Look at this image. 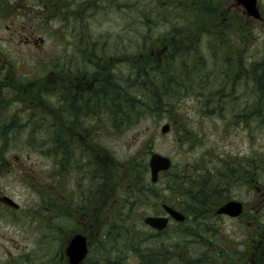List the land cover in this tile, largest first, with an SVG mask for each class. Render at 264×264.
I'll return each instance as SVG.
<instances>
[{
  "label": "rangeland",
  "instance_id": "obj_1",
  "mask_svg": "<svg viewBox=\"0 0 264 264\" xmlns=\"http://www.w3.org/2000/svg\"><path fill=\"white\" fill-rule=\"evenodd\" d=\"M51 1L53 2V0ZM71 1L72 5L68 9L73 10L79 5H82L83 9H81L80 15L76 16L77 13H75L72 23L69 21L64 23L60 17L51 16L48 8L40 10V3L37 0H1L0 7L5 8V11L0 10V55L6 56L14 64L21 63L22 59L27 61L32 77H37L40 75L41 67H44L45 59L48 56H54L62 42H67L66 39H72V35H77L79 45L81 43L79 52L87 51L89 42H94L98 47V55L103 51H109L107 56L99 59V68H103L97 72V77L100 78L105 74L112 75L115 71L122 76L127 75L137 54V62H140L139 54L151 53L153 55L154 52L161 54L165 45L168 47L169 43L172 44V39L176 37L177 40L185 37L187 45H192L194 48L192 54H184V56L188 55L183 56L187 62L199 59L207 62L208 68L213 61H219L218 58L223 55L222 49L225 46L229 47L227 43L218 45L213 31L210 30L217 26L216 18L215 20L200 18L190 22L183 15H179L185 11V7L172 2L173 0ZM177 1L182 3L183 0ZM65 3L66 0L64 6L67 5ZM259 7L264 15V0H260ZM220 9L221 17L229 18L225 21L227 24L224 25L233 26L234 32L236 28H241L243 21L250 22V25L253 26V29H250L252 33L250 38L254 40L253 52L258 55L260 48L264 47V42L261 39L264 37V20L255 21L253 18L246 20L245 10L237 0H221ZM50 10L54 15L61 14L56 5L50 7ZM40 11L42 14L39 16ZM63 12L66 14L68 10ZM144 16L148 19H145ZM133 18L136 23L134 25L127 24V20ZM144 21H150L151 27L145 25ZM214 21L215 23H209ZM174 23H185L183 26L186 31L183 34L173 32L172 26L179 27L173 25ZM71 26H73L72 34H70ZM220 29L222 28L217 27L215 30ZM67 34L70 35L69 38H66ZM239 34L242 37V34ZM229 37L232 43H238L236 41L238 35ZM120 45H122L121 50L125 51L116 54L115 48H120ZM132 45L136 47L133 48ZM126 51H131V58L126 56ZM168 53L172 55L171 49ZM243 53L245 56L252 55L248 46L243 50ZM216 57H218L217 60H215ZM167 59L168 55L166 54L163 58L158 57L159 62L166 60L163 63H166ZM175 60L177 61L176 67H179L183 59L175 57ZM52 62L56 64V57ZM241 89L243 94H246L243 99H253L252 90L249 91V88L247 86L245 88L243 84L239 85V90ZM50 97L47 95L44 100L50 102ZM196 98L195 95H186L173 109L179 121H185V117L188 118L187 122L193 134L189 143H186V138L181 134H185L186 131L173 127L167 114L141 118L136 125L121 133L109 129L110 123L105 122L108 125L103 123L107 135H102L100 145L105 147V153L110 157L105 164L102 163L103 161L97 162L95 175L92 176L86 174V165L78 154L80 161L77 162L80 167L77 169L74 167L67 173L63 172L62 178L60 177L62 184L58 199L59 212L53 214V217L58 215L57 219L47 218L48 216L41 217L40 214H37L38 209L36 208L37 205L44 203L41 201L39 183L46 180L47 175L45 174L50 168L49 160L42 156L38 150H35L32 145L15 143L2 132L3 140L0 142V147L3 146V148L0 149H3V153L0 151V160L10 158V162L7 164L10 166V171L6 170L5 173L0 174V200L3 196H9L18 203L19 208L13 209L10 205L6 206L0 202V264H68L65 248L72 235L79 230H84L91 239L85 264H93L94 260L100 259L98 258L100 255L101 259L111 261L112 264H147L150 263L148 255L170 251L173 248L168 246L169 243L183 241L177 236L181 225H179L180 223L176 225L175 221L172 223L171 229L168 226L159 231V235L156 237H151L150 233L144 234L149 229L148 227L137 224L141 222L139 213L138 217L137 214H134L130 220L121 217L123 210L120 209L118 196L122 184L119 180L117 181L119 175H114L115 172L112 171V162L116 159L124 162L133 156L148 161L152 152H159L169 156L173 161V166L169 169L170 172L167 173V170L160 174L161 179L166 181L183 170L195 168L194 164L197 158L202 155L208 164L215 166L218 163V157L223 156L225 151H229V155L234 154L238 157L264 154V125L259 123L255 125L252 118L245 125L242 124L245 123V118L241 120L232 118L235 125L233 123L228 127L223 120L228 121V116L232 115L228 110H233L234 107L226 106L224 116L227 118L221 120L214 115L202 114L200 110L203 100L196 102L193 100ZM179 107L181 112L178 111ZM35 108L39 109V106ZM4 112L6 111L4 110ZM84 120H89L87 124H93L91 118ZM167 123L171 127L164 132L162 127ZM248 125L253 130L250 131L247 128ZM78 129L75 131L80 133L81 131ZM147 142H149V148H146ZM108 165H110V169H105L104 177L103 169ZM0 168H4V165L0 164ZM32 175L35 178H32ZM163 185V182H158L157 185V190L162 193L160 200L172 203L173 200L176 201L172 196H168L167 192L161 190ZM233 192L232 195L235 198L246 203L247 213L239 218L226 215L213 217L211 215L212 219L209 224L217 226V229L214 228L215 231L218 233L220 231L228 245L238 249L240 245L237 246V244L243 241L246 227L252 230L255 226L251 217L253 213H256L257 217L264 221V202L259 200L261 199L260 192L258 193L252 184L243 183ZM205 197L207 198V195ZM60 205L63 207L61 208ZM88 205L92 206L90 211L95 216L94 225L93 220L89 217L86 219L80 210V208L85 210ZM150 210L152 207H147L143 212ZM85 220L88 221L85 224L88 227L83 225ZM167 230L168 232L164 233ZM128 231L131 233L126 235ZM139 232L144 234V240L137 238L138 241L135 242L134 249H126L125 244L127 245V243L124 237H130ZM211 235L217 239V233ZM254 237H249L246 240H253ZM187 238L192 240V237L188 236ZM187 238L186 240H188ZM196 244L197 241L190 245V250L187 251L189 255H194L199 249ZM152 245H155L153 251L150 250ZM159 245L162 248L159 249ZM252 250L250 252L252 258L258 257L259 259L261 255L264 256V244L260 249L252 248ZM253 263H258V260L249 264Z\"/></svg>",
  "mask_w": 264,
  "mask_h": 264
},
{
  "label": "trees",
  "instance_id": "obj_2",
  "mask_svg": "<svg viewBox=\"0 0 264 264\" xmlns=\"http://www.w3.org/2000/svg\"><path fill=\"white\" fill-rule=\"evenodd\" d=\"M56 1L53 0V2ZM172 2L185 7V11L179 15H183L190 22L200 18H213L214 20L216 18L217 26L210 30L213 31L218 45L227 43L229 47L225 46L221 51L223 55L215 58V60L218 58L219 61H213L208 68V63L199 59L187 62L184 57L188 55L184 56V54H192L194 48L192 45H187L185 37L178 40L176 37L172 39L173 42L172 44L169 43L168 47L163 42L165 49L161 50V54L155 52L153 55L151 53L139 54L140 62L136 61L137 54L127 75L122 76L115 71L112 75L105 74V76H101L98 79L97 86L92 91L93 101L86 99L82 104V110L79 111V118L82 114L80 118L82 121L79 123L80 128L83 127L84 130L90 131V142L92 141L93 146L97 147L98 151L102 146L100 145V139L102 135H106V128H104L103 123L106 125L110 123L111 127L109 129L121 133L132 128L141 118L154 115L161 116L162 114L169 116L170 124L173 127L186 131L185 134H181L186 138V143H189L193 138V134L187 122L188 118L185 117V121H179L173 110L177 107L179 100L186 95L197 96L196 99H193L196 102L203 100V106L200 110L202 114L214 115L221 120L227 118V116H224L225 107L229 105L228 108L234 107L233 110L227 109L229 113H232L228 116V121L223 120L228 127L234 123L232 118L240 120L245 118V123H242L244 125L251 118L255 125L258 123L264 125V47L263 49L260 48L258 55L253 52L254 40L250 38L252 34L250 29H253V26L250 25L249 21H243L240 26L243 29L236 28L235 32L238 31V33H235L233 26L224 25L227 24L225 21L229 18L221 17V0H183L182 3L173 0ZM0 4H2L1 0ZM50 15L57 17L53 12ZM79 17L81 18V16ZM144 18L147 17L144 16ZM134 20V18L128 19L127 24L134 25L136 23ZM215 21L209 23L212 24ZM144 24L149 27L152 25L150 21H144ZM183 24L185 23H174L173 25L179 27L174 28L172 26L171 30L177 34H183L186 31ZM217 27L222 29L217 31L215 30ZM239 33L242 34V37ZM236 34L238 35V38H236L238 43H232L229 36H237ZM261 39L264 42V37ZM246 46L249 47L252 55H244L243 50ZM132 47L136 46L132 45ZM121 48L122 45H120V48H115L116 54L125 51ZM87 49V51L84 50L79 54L87 58L88 69L92 66L89 60H92L96 65V73L101 71L99 58L107 56L109 51H103L98 55V47L94 42H89ZM170 49L172 55L168 53ZM189 49L191 50L188 51ZM164 53L168 55L167 62L163 63L166 60L159 62L158 57L163 58ZM130 54L131 51H126V56L130 57ZM55 55L45 59L43 62L44 67L39 70L40 75H37V77L31 75L32 92L35 84L37 91L34 92V98L36 100L39 97V99L36 100V103H32L30 108V125L26 137L27 142L47 158L50 163V168L45 174L47 175L46 180L39 183V190L42 195L41 201L45 205L41 203L36 208L38 209L37 214H40L41 217L48 216L47 218L52 219H57L58 215L53 217V214L59 212L58 199L61 188L58 181L59 173L73 170L77 161H80V158L84 161L87 160L88 155L82 147L80 137L75 136V128H71L70 122L60 123L56 111H50V107L47 105L48 102L42 101L45 96L50 95V93L45 94L44 87L49 90L54 88V86L51 87V84H53L51 82L54 81L56 73L55 64L52 62ZM175 57L183 59L179 67H176ZM187 63L189 64L187 65ZM43 74H45L44 86L41 85V81L44 79ZM242 84L245 88L247 86L249 91L252 90L253 99H243L246 94H243L242 89L239 90V85ZM38 89L40 90L38 91ZM88 95H91V93H86L84 98ZM40 97L42 98L41 101ZM36 104L39 105V109L35 108ZM64 108L71 113V105H65ZM178 111L181 112L180 107ZM101 113L103 114L101 115ZM86 118H91L93 124H87L89 120L83 121ZM107 119H109V122L106 121ZM3 128L5 134L9 135V128ZM247 128L250 131L253 130L250 125ZM23 137V133H21L19 139L24 141ZM14 138L16 137L14 136ZM148 146L149 142H147L146 148H149ZM0 148H3V146ZM0 151L2 153L3 149H0ZM94 151L96 152L95 149ZM101 152L102 158L110 157V155H106L105 150L104 152L101 150ZM229 154V151H225L223 156L218 157V163L215 166L208 164L203 155L199 156L194 164L195 168L183 170L169 180H159V182L164 183L161 190L167 192L168 196H172L176 200H173V202L185 212L186 220L180 222V224L176 223V225H181L177 231V236L182 238L183 241L169 243L168 246L173 248L170 251L159 252L160 254L156 252L152 256L148 255L150 263L147 264H249L255 260H258V263L253 264H264L263 255L259 259L250 256V252L253 251L252 248L258 250L264 244V221L260 220L256 213L251 216L255 226L252 230L246 227L243 241L237 244V246L240 245L238 249L228 245L220 231L219 233L215 231L214 228L217 229V226L209 224L212 219L211 215L213 217L217 216L215 214L216 207L230 199L234 193L233 190L241 187L243 183L252 184L255 189L264 188V154L253 157H238V155ZM6 161L3 158L0 160V164L4 165ZM88 161H92L89 167H93L92 172L95 173L97 157L93 154V157H88ZM112 167V171L115 172L114 175H119L118 180L122 184L118 196L119 200L122 201V208L120 209L123 212L121 217L130 220L131 216L141 214L147 207H155L162 198V193L157 190L158 183H152L150 180L147 160L138 159L135 156L129 157L124 162L116 159V161L113 160ZM2 171L3 168H0V174ZM32 178H35V176L32 175ZM205 195H207V198ZM214 206L215 208H213ZM60 207L63 206L60 205ZM137 224L146 227L142 222ZM169 229H171V226ZM129 233L131 231H128L126 235ZM146 233H150L151 237L159 235V231L152 232L150 229L144 232V234ZM197 233L198 236H196ZM213 233H217V239L211 235ZM144 234L139 232L130 237H124L127 243V245L125 244L126 249H134L138 241L137 238L144 240ZM188 236L192 237V240L188 239ZM252 236H255L253 240H246L249 237L252 238ZM195 241H197L196 245L199 249L196 250L194 255H189L187 251L190 250V245ZM150 248L153 251L155 245ZM160 248H162L161 245H159ZM98 258L100 259L94 260L93 264H112L111 261L101 259V255Z\"/></svg>",
  "mask_w": 264,
  "mask_h": 264
},
{
  "label": "flooded vegetation",
  "instance_id": "obj_3",
  "mask_svg": "<svg viewBox=\"0 0 264 264\" xmlns=\"http://www.w3.org/2000/svg\"><path fill=\"white\" fill-rule=\"evenodd\" d=\"M65 4L72 5V2L66 0ZM80 6L82 5H79V7ZM79 7L73 10L68 9V6L63 8L72 12L79 9ZM66 40L67 42H62L60 48L58 47L56 51V73L54 81L51 82L54 83L55 87L53 89V97L50 95V102H48L47 105L50 107V111H56V116L59 118L60 123L64 121L70 122L71 128L75 127V129H77L79 123L82 121V119L79 118L78 112L82 110V104H84L86 99H89L91 102L93 101L92 91H94L97 86L99 77H97L95 71L96 65L94 62L89 60L92 66L88 69L89 66L86 64L87 58L79 54V40L77 35H72V39ZM27 63V61L22 59L21 63L18 62L14 64L13 61L9 60L6 56H0V127L1 129H4L3 127L9 128L11 137H19L20 134L23 133L24 143L29 145L26 137L28 136L30 125V108L32 103H36L39 97L36 96V100L34 98V92L37 91V88H35L34 84L32 92L31 75ZM43 76L44 79L41 81V85L44 86L45 74H43ZM39 90L40 89H38V91ZM48 90L49 89L44 87V91ZM88 92H90L92 96L88 95V97L84 98ZM41 100L42 98L40 97V101ZM42 101L46 102L44 99ZM39 105L36 104L35 107ZM65 105H71V113L65 109L68 107L63 109ZM4 110L6 112H4ZM106 121L109 122V119ZM75 129V136L80 137L82 147L88 153L85 165L89 167L92 161L89 162L88 157L93 156L94 153L92 141L90 142V131L84 130L85 128H80L78 129L81 131L79 133L76 132ZM97 155L99 156V152H97ZM103 161L105 163L104 158ZM77 168L76 163V169ZM108 168L106 167L105 169L108 170ZM87 173L92 176L95 175L88 169Z\"/></svg>",
  "mask_w": 264,
  "mask_h": 264
},
{
  "label": "water",
  "instance_id": "obj_4",
  "mask_svg": "<svg viewBox=\"0 0 264 264\" xmlns=\"http://www.w3.org/2000/svg\"><path fill=\"white\" fill-rule=\"evenodd\" d=\"M239 4H243L247 10V13L250 15H254L255 17H260V14L258 12L256 3L257 0H238ZM169 128L168 125H165L163 127V131H167ZM171 165V161L168 157L163 156L159 153H153L150 158V168H151V174H152V180L156 181L158 178V173L160 170L167 169ZM6 201H8L10 204L17 206V204L9 197H4ZM165 209L177 220H183L184 215L175 210L174 208L165 205ZM242 211V204L236 200H230L224 205H222L218 212H224L230 215H237L240 214ZM145 221L156 228H164L168 224V217H162V216H148L145 218ZM87 252V241L86 237L77 234L75 235L68 247H67V254L70 257V261L73 264H78L80 260L85 256Z\"/></svg>",
  "mask_w": 264,
  "mask_h": 264
},
{
  "label": "bare ground",
  "instance_id": "obj_5",
  "mask_svg": "<svg viewBox=\"0 0 264 264\" xmlns=\"http://www.w3.org/2000/svg\"><path fill=\"white\" fill-rule=\"evenodd\" d=\"M21 207V206H20Z\"/></svg>",
  "mask_w": 264,
  "mask_h": 264
}]
</instances>
